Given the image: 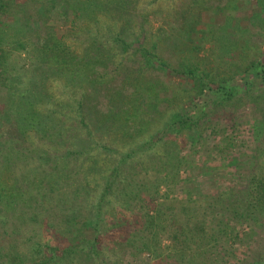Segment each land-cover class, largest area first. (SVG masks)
I'll return each mask as SVG.
<instances>
[{
    "label": "trees",
    "instance_id": "1",
    "mask_svg": "<svg viewBox=\"0 0 264 264\" xmlns=\"http://www.w3.org/2000/svg\"><path fill=\"white\" fill-rule=\"evenodd\" d=\"M25 1L0 0V264H100L102 260L103 264L105 248L122 249L134 242L129 227L141 225L151 237H158V231L164 225L169 223L170 228L176 225L177 218L174 217L178 206L159 204L160 184L156 181L150 193H154L155 198L147 204L151 207L152 203L153 207L146 210L140 205L147 203L145 196H141L143 190L132 178L126 175L122 178L127 171V162L146 153L143 149L151 148L170 130L181 133L196 128L209 106L213 108L218 103L233 101L239 95L253 97L254 90H257L256 99H260L257 104L262 106L259 112L263 117L257 119L263 122L261 129L264 130L263 52L259 54L257 50V58L242 54L230 74H211L195 63L167 59L161 54L158 41H148L144 33L135 35L134 43L128 44L125 37L134 28L126 16L132 11L127 13L126 7L135 9V0H70V5L64 0H41L46 2L44 15L39 16L43 23L41 26L34 24L32 30L28 28V35L35 41L24 46H29L32 70L22 77H3L5 53L15 49L16 44L5 41L7 19L9 13ZM212 1L191 0L184 6L183 14L192 13L194 6ZM22 11L26 10L22 8ZM73 12L93 15V22L88 25L94 34L80 56L70 46L66 50L62 38L53 37L54 27L67 26L68 21H74L68 20ZM65 13L72 16L65 17ZM14 24L21 28L14 34L19 43L25 27L16 21ZM2 45L12 49L6 50ZM167 46L175 48L171 43ZM130 48L133 51L126 59L118 53H128ZM135 57H142L143 61H138L135 68L127 66L126 62ZM149 69L164 71L169 78L177 76L191 80L188 84L192 98L188 97L183 101L185 103L176 99L171 104L166 103L173 108L178 104L179 109L169 114L167 124L160 125L162 129H156L154 136L141 142L137 137L134 142H117L120 133L117 129L125 132L126 124L122 120V125L115 129L110 121L122 119L117 115L125 105L130 110L129 104H133V109L149 104L144 94L156 87L146 85L142 79ZM116 79L121 82L117 86L114 85ZM102 98L109 108L106 113L98 114V107L93 104L100 105ZM67 123L76 124L84 133L81 138H75ZM108 131L112 132L108 141L97 140L98 135ZM35 132L55 135L62 144L66 136L70 138L62 161L66 166L73 164L70 173L61 172L55 166L51 172L42 174L34 173L33 167H18L23 160L34 158L26 156L23 150L27 145L25 139ZM258 145L255 153L261 152L257 156L261 161L264 148ZM125 146L124 151L122 147ZM104 153L109 154L103 157ZM251 173L248 186L230 188L224 192L226 195L218 196L225 197L223 215L237 226L247 225L254 229L264 215V172L258 174L254 169ZM216 198V195L211 197L212 202L206 207L208 216L216 210L212 205ZM126 211L131 215L128 216ZM24 221L42 225L48 240L52 238L55 243L30 238L29 250L22 251L18 225ZM211 221L206 219L205 225L199 227L198 221L189 217L184 235L170 237L174 249L182 245L203 251L201 248L206 242L199 231L207 237L206 232L213 228ZM219 243L230 249L233 240L229 236ZM172 249H169L168 257L174 263H194L190 249L181 251L179 248L178 252Z\"/></svg>",
    "mask_w": 264,
    "mask_h": 264
},
{
    "label": "rangeland",
    "instance_id": "2",
    "mask_svg": "<svg viewBox=\"0 0 264 264\" xmlns=\"http://www.w3.org/2000/svg\"><path fill=\"white\" fill-rule=\"evenodd\" d=\"M64 1H67L68 5L72 3L70 0ZM189 1L191 0H135V9L126 7L127 13L132 11L131 15L126 16L134 28L125 37L126 42L133 44L135 35L144 33L148 41L151 39L158 41L157 44L162 47L161 54L172 62H175L176 58L182 62L195 63L211 74L219 75L230 74L242 54L255 58L258 52L259 54L263 52L264 57V0H213L206 5L194 6L192 13L183 14L184 6ZM43 5H46V2L26 0L9 13L5 41L6 43L14 41L16 44L15 49L2 45L6 50L12 49L5 53L3 77H22L32 70V61L28 55L29 46L28 48L24 46L27 42L35 41L28 35L29 29L32 30L34 24L41 26L43 23L40 19L44 15ZM21 7L26 11L23 12ZM71 10L74 11L73 8ZM65 15L72 16L68 13ZM72 18H68L74 21H68L67 26L54 27L53 37L62 38L66 42L64 48L67 50L70 46L80 56L88 45L89 37L94 34L88 25L93 22L91 21L93 15L73 12ZM32 19L38 23H33ZM15 21L25 27L19 43L14 36L19 28V25L14 24ZM43 31L50 33V30ZM168 43L174 44L175 48L168 47ZM132 51L130 48L128 53L127 51L118 53L126 59ZM140 60L143 61V58L135 57L126 64L135 68ZM142 79L146 85L156 87L151 90L152 92L148 90L144 94L148 105L136 106V109H133V104H129L130 110L125 105L117 115V118L122 119L110 121L115 129L122 125V120L126 124L125 132H121L123 129H117L120 132L117 142H134L136 137L141 142L154 136L156 129H162L167 124L169 114L179 109L178 104L173 108L171 105L168 107L166 103L171 104L174 99L183 102L188 100V97L192 98L189 93L191 87L188 84L191 80L187 78L180 79L177 76L169 78L164 71L149 69L143 74ZM120 83V80L116 79L114 85ZM252 94L253 97L239 95L233 101L218 103L213 108L209 106L196 128L191 127L190 131L183 130L181 133L176 129L170 130L151 148L143 149L146 153L136 155L133 161L127 162V171L122 178L125 175L132 178L133 183L143 190L141 196H145L147 203L140 205L146 210L153 207L152 203L151 207L147 204L149 200L155 198V194L150 193L156 181L155 183L160 184L159 204L178 206L174 217L177 218L176 225L173 228L169 227V223L164 225L159 229L158 237H151L149 231L143 229L141 225L129 227L134 242L128 247L123 246L122 249L105 248L103 264H158L157 262L177 264L168 257L171 248L177 252L179 248L181 251L190 249L192 257L195 258L191 264H264V215L258 219L254 229L247 225L237 226L229 217L223 215L225 197L218 196L226 195L227 192H224L230 188H244L254 169L258 174L264 172V152L261 161L259 158L257 160L261 152L255 153L258 144L264 148V130L261 129L263 122L257 119L263 117L259 112L262 106L257 104L260 100L256 99L257 90ZM155 97L158 100H154ZM145 101L143 100V103ZM102 102L100 105L93 104L98 107V109L93 107L98 114L106 113L109 108L105 99L102 98ZM67 125L71 126L70 130L76 139L84 134L75 123ZM111 134L112 132L108 131L98 135L97 140L100 139L101 143L106 142ZM68 140L70 138L67 139L66 136V141L62 144L55 135L31 133L25 139L27 145L23 151L26 156L34 158L29 161L23 160L18 167L20 169L33 167L34 173L42 174L51 172L55 166L61 172L70 173L73 164L69 163L66 166L62 163L64 150L69 147L66 143ZM125 148L127 146L122 147L124 151ZM108 154L104 153L103 157ZM148 195L152 197L149 198ZM214 195L217 198L213 200L212 205L216 210L208 216L206 207L212 202L211 197ZM125 213L131 215V212ZM189 217H194L199 227L205 225L206 219L212 220L213 228L206 232L207 237L199 231L206 242L201 248L203 251L182 245L174 249L172 245L170 237L174 234L179 237L184 235L185 222ZM229 236L233 240V245L226 249L219 240H225ZM18 238L22 251L29 250L27 247L30 245V238L43 239L47 244L55 243L52 238L48 240L42 225L28 221L19 222ZM182 263L180 261L179 264Z\"/></svg>",
    "mask_w": 264,
    "mask_h": 264
}]
</instances>
